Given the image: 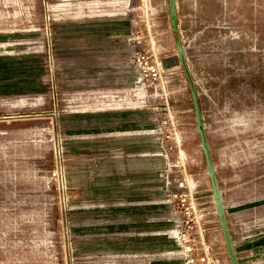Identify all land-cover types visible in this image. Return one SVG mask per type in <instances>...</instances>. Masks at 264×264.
Returning a JSON list of instances; mask_svg holds the SVG:
<instances>
[{
    "label": "rangeland",
    "instance_id": "1",
    "mask_svg": "<svg viewBox=\"0 0 264 264\" xmlns=\"http://www.w3.org/2000/svg\"><path fill=\"white\" fill-rule=\"evenodd\" d=\"M0 0V264H264V0ZM58 148V150H57Z\"/></svg>",
    "mask_w": 264,
    "mask_h": 264
},
{
    "label": "water",
    "instance_id": "2",
    "mask_svg": "<svg viewBox=\"0 0 264 264\" xmlns=\"http://www.w3.org/2000/svg\"><path fill=\"white\" fill-rule=\"evenodd\" d=\"M167 6L170 12V22L172 23L173 31L176 32V29L174 27L175 1L167 0ZM176 54H177L180 66L183 70L184 77L187 81L188 88H189L191 101H192V107L194 111L195 122H196V129H197L199 140H200V147L203 153L207 176H208V179L211 185V196L213 200L215 214L217 215L219 228H220L223 241H224V244L227 250V256L229 258L230 264H239L238 256H237L236 250L233 245V241L230 236L228 222L225 216L224 205H223V201L221 198V191L219 190V187H218L217 179L215 177V170L211 162L208 143L205 138L204 124L202 122V118L199 112V104L197 100V94L195 92L194 82L191 78V73L187 67L183 47L180 45V42L178 41V39L176 41Z\"/></svg>",
    "mask_w": 264,
    "mask_h": 264
},
{
    "label": "bare ground",
    "instance_id": "3",
    "mask_svg": "<svg viewBox=\"0 0 264 264\" xmlns=\"http://www.w3.org/2000/svg\"><path fill=\"white\" fill-rule=\"evenodd\" d=\"M57 150H58V148H57Z\"/></svg>",
    "mask_w": 264,
    "mask_h": 264
},
{
    "label": "crops",
    "instance_id": "4",
    "mask_svg": "<svg viewBox=\"0 0 264 264\" xmlns=\"http://www.w3.org/2000/svg\"><path fill=\"white\" fill-rule=\"evenodd\" d=\"M236 253H237V251H236Z\"/></svg>",
    "mask_w": 264,
    "mask_h": 264
}]
</instances>
